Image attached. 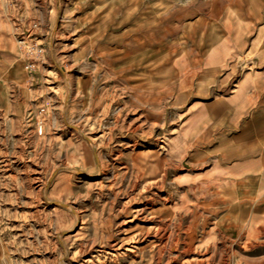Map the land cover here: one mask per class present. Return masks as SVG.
I'll return each mask as SVG.
<instances>
[{
  "label": "rangeland",
  "instance_id": "obj_1",
  "mask_svg": "<svg viewBox=\"0 0 264 264\" xmlns=\"http://www.w3.org/2000/svg\"><path fill=\"white\" fill-rule=\"evenodd\" d=\"M251 2L0 0V159L21 156L0 169V264H264V217L232 223L209 182L201 100L262 48Z\"/></svg>",
  "mask_w": 264,
  "mask_h": 264
},
{
  "label": "crops",
  "instance_id": "obj_2",
  "mask_svg": "<svg viewBox=\"0 0 264 264\" xmlns=\"http://www.w3.org/2000/svg\"><path fill=\"white\" fill-rule=\"evenodd\" d=\"M247 1V8L255 7L253 0ZM259 1L264 9V0ZM262 19V48L246 52L252 57L249 67L239 61L230 64L222 70L220 88L213 97L201 99L205 109L214 110L209 127L214 132L213 150L220 153L209 182L227 179L229 194L218 196L217 192L215 197L229 201V215L237 225L264 217V11ZM252 21L250 24L257 23ZM220 232L227 239L235 234L233 226ZM207 236L213 241L217 258L218 229H211Z\"/></svg>",
  "mask_w": 264,
  "mask_h": 264
},
{
  "label": "bare ground",
  "instance_id": "obj_3",
  "mask_svg": "<svg viewBox=\"0 0 264 264\" xmlns=\"http://www.w3.org/2000/svg\"><path fill=\"white\" fill-rule=\"evenodd\" d=\"M25 30H27V35H30V30L27 28H25ZM25 42V41H24ZM32 51V50H31ZM10 54V53H9ZM6 91V90H5ZM3 95H5V94H3ZM13 105V104H12ZM19 112H20V108H19ZM22 119H23V117H22ZM19 120V119H18ZM17 121V120H16ZM136 122V121H135ZM137 123V122H136ZM15 125H17V124H15ZM18 126V125H17ZM20 127V126H19ZM138 125H137V127H136V129L135 130H137L138 129ZM77 128V127H76ZM23 129H21L20 128V131H22ZM22 133V132H21ZM23 134V133H22ZM8 139V138H7ZM6 139V140H7ZM5 140V139H4ZM9 140V139H8ZM20 141H22V140H20ZM6 143H7V141H6ZM93 143V142H92ZM126 144H129V146H131V147H134V148H136L137 147V143L136 142H134V143H132V140H129V141H127L126 142ZM24 146H25V144H24ZM20 147H21V145H20ZM8 148V147H7ZM26 150V149H25ZM7 151V150H6ZM29 151V150H28ZM38 152V151H37ZM6 153V152H5ZM33 153V152H32ZM14 155V154H13ZM32 155V154H31ZM20 158H21V156H19ZM18 156H16V157H13V158H1L0 159V169H8L9 167L11 168H13V167H15V165H16V163H18V162H16V159H18L19 158ZM30 157V156H29ZM33 158V157H32ZM24 159V158H23ZM35 159V158H34ZM22 160V159H21ZM31 160H33V159H31ZM30 160V161H31ZM83 161H84V159H83ZM89 161V160H88ZM28 163V162H27ZM48 164V163H47ZM22 170H23V173L25 174V175H23V176H25L24 178H26L27 179V181L30 183V184H28V186L29 185H32L33 183H36V182H38V183H40L39 185H41L42 186V184H43V178H44V176H43V174L41 173V171H39V173L36 171V169L34 168V166L33 165H31V164H26V163H22ZM40 165V164H39ZM138 167V166H137ZM33 168V169H32ZM43 169H44V167H43ZM10 170V169H9ZM39 170V169H38ZM44 171V170H43ZM8 172V171H7ZM15 172V171H14ZM20 172V171H19ZM8 175H10L9 173H8ZM7 176V175H6ZM21 177V176H20ZM13 179V178H12ZM62 179V178H61ZM26 181V182H27ZM12 183V182H11ZM46 184V183H45ZM62 184V183H61ZM33 186V185H32ZM30 187V189H31V186H29ZM40 187V186H39ZM34 188V187H33ZM41 188V187H40ZM31 191V190H30ZM34 192V191H33ZM17 194H18V192H17ZM33 202H34V200H32ZM37 208V206L35 205V202H34V205H33V207H32V210H35ZM110 238V237H109ZM1 241V240H0ZM212 257H214V259L216 258V255L214 254ZM202 259V258H201ZM200 260V259H199ZM203 260V259H202ZM215 261V260H214ZM185 263V262H184ZM192 263V262H191ZM206 263V262H205ZM217 263V262H216Z\"/></svg>",
  "mask_w": 264,
  "mask_h": 264
},
{
  "label": "built area",
  "instance_id": "obj_4",
  "mask_svg": "<svg viewBox=\"0 0 264 264\" xmlns=\"http://www.w3.org/2000/svg\"><path fill=\"white\" fill-rule=\"evenodd\" d=\"M32 53H35L36 55H39V53H42V52H32ZM39 132L40 133L43 132V126L42 125L39 127Z\"/></svg>",
  "mask_w": 264,
  "mask_h": 264
},
{
  "label": "water",
  "instance_id": "obj_5",
  "mask_svg": "<svg viewBox=\"0 0 264 264\" xmlns=\"http://www.w3.org/2000/svg\"><path fill=\"white\" fill-rule=\"evenodd\" d=\"M24 28H26V27L24 26ZM25 31L27 32V30H25ZM91 59H94V56Z\"/></svg>",
  "mask_w": 264,
  "mask_h": 264
}]
</instances>
